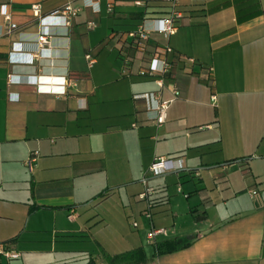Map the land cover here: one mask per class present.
Segmentation results:
<instances>
[{"label": "crops", "instance_id": "crops-1", "mask_svg": "<svg viewBox=\"0 0 264 264\" xmlns=\"http://www.w3.org/2000/svg\"><path fill=\"white\" fill-rule=\"evenodd\" d=\"M67 5L79 8L69 25L59 14ZM153 5L169 12L161 0H0V246L19 255L0 254V264H27L28 252L47 254L49 264H109L137 249L145 257L139 264H264V192L255 178L235 181L231 173L245 177L253 175L251 165L264 167V0H179L175 32L167 38L151 32L140 52L128 34L141 24L152 31L151 19L169 16L147 18L146 6ZM151 58H165L170 72L140 76ZM158 91L162 101L172 100L160 126L132 98ZM31 152L38 158L28 172ZM155 158L170 160L168 170L148 173ZM206 177L216 190H246L248 203L233 213L225 204V214L209 217ZM143 178L157 203L150 224L155 214L177 217L179 210L196 226L190 234L164 228L167 236L150 242L152 248L172 239L191 241L188 248L154 256L134 240L112 256L96 241L94 254L58 247L90 242L91 228L106 222L89 208L115 193L136 196L130 213L141 217ZM168 179L186 195L178 208L170 205ZM39 211L53 212L52 228L30 225ZM59 212L71 218L61 214L57 222ZM36 232L46 236L30 234ZM27 242L36 246L28 249Z\"/></svg>", "mask_w": 264, "mask_h": 264}, {"label": "rangeland", "instance_id": "rangeland-1", "mask_svg": "<svg viewBox=\"0 0 264 264\" xmlns=\"http://www.w3.org/2000/svg\"><path fill=\"white\" fill-rule=\"evenodd\" d=\"M101 113H102L101 111L95 112L92 114L93 115L92 117L96 118ZM93 123L97 124V121H94ZM27 160L28 158L26 159V161ZM135 163H136V158L135 157L131 158V165L133 169ZM251 167H252L253 175H247L245 177H242L239 171L233 173L234 170L231 169V173L234 174V180L235 181L240 180L241 182H243L244 180L253 181V179L255 178L257 185L259 186V189L262 192H264V167L259 166L256 163L254 165H251ZM26 170L28 171L27 168ZM203 182L205 184L208 194L212 197L213 200V205L209 207L206 211L209 217L225 214V209H226L225 204L228 207V213H233L236 209L247 204L249 201L248 196L245 194L246 190H241L236 195H234L232 194L233 193L232 191H228L224 189L222 186H219L221 188H219V190H216L214 187L215 183L212 180V178L206 177ZM167 183H168L167 194L170 196V205L172 206V208L174 207L178 208L179 200H182L183 202L185 200L184 198L186 195L184 194L186 188H184V185H182L183 188L182 186H180V188L183 189V193H184L183 194L184 196L181 197L182 196L181 194L176 193V188H178L179 186H177L175 182L172 181V179H168ZM133 185L132 186L129 185L127 187L125 186L123 188H131V187L133 188L134 187ZM146 186L148 185L146 184ZM144 189L145 187L143 185L142 192H144ZM135 198L136 196L128 197L127 195H123V194L118 195L115 193L106 201L100 204L98 203L93 204V206L89 208V211H94L104 216L106 224L91 228L92 240H90V242H74L64 245L59 243L58 247L68 246L70 249L86 250L89 253L94 254L96 253V249H97L95 244L96 241L102 246V248L106 252H108L110 255L113 256L126 252V250L130 248V245L134 243L135 240L137 246H142L143 250L145 249L148 251L151 250L152 252L153 248L151 246V243L146 239V233L149 232L151 229H160L163 227V229L165 228L169 230L170 233L169 235H172V233L175 232L184 233V234L188 232L190 234L192 233L193 230L196 229V226H194V221L191 219V217L190 216L187 217L183 215V213L180 212L179 210L177 211L178 212L177 217H172L171 214L169 213H165L161 215L159 214L153 215V225H152L149 222V218L144 215V212L146 210V205H145L144 208L145 210L141 212V217H139V213H137V216L133 218V216L130 213L129 202L130 204L131 203L135 204L134 203ZM139 199L142 200L140 197ZM200 210L201 208H198V211ZM61 214H63L64 220L68 218L66 217L65 212L62 213L59 212V215L57 217V222H58V218L61 217ZM79 215L81 216L83 214H79ZM151 215H152V211L150 212V218ZM85 220L86 218L84 217V221ZM54 221L55 218L52 211L50 212L39 211V212H35L34 215L32 216L30 220V225L35 227H43L45 229H50L52 228ZM133 223L136 224L135 227H133ZM30 234L33 236H46L45 232H41V233L36 232ZM45 244L47 245V243H43V245ZM23 245L28 249H32L34 246H36V244L29 242L24 243ZM62 254L60 253V249H58L55 255L57 258L56 263H62V261H60L61 260L60 257L63 256ZM46 255L47 254L41 256L40 254L33 255L30 252H28L27 256L25 257V260L27 264L38 263V262H42L43 264H49L50 261L52 260L49 259L50 257H47Z\"/></svg>", "mask_w": 264, "mask_h": 264}, {"label": "built area", "instance_id": "built-area-1", "mask_svg": "<svg viewBox=\"0 0 264 264\" xmlns=\"http://www.w3.org/2000/svg\"><path fill=\"white\" fill-rule=\"evenodd\" d=\"M149 1V0H147ZM163 3L168 5L169 8V16L167 18L163 19H151V23L153 24V30L149 31L144 28L143 24L137 26V28L128 34V36L132 39V42H134V46L137 50L140 52L145 50L146 42L148 41L149 34L151 32L158 33L162 35L163 37L167 38L170 35H172L175 30V22L177 19L181 17V13L177 10L178 1L179 0H161ZM143 2L138 1L135 2L136 5H141ZM33 14L35 16H38L39 14V8L38 6L32 7ZM79 12V8H74L69 5L65 6L63 9L60 10L59 14L65 19V25H69V19L76 16ZM5 19H9L8 17H5ZM89 27L92 26L91 23L88 24ZM12 28H14V25H11ZM40 43H45V40L43 37L39 38ZM163 51L165 53L170 52V48L168 46H165L163 48ZM88 63H92V58L90 55L85 56ZM188 61L192 62L191 59H187ZM172 66L165 58L159 59V58H151L147 64V67L139 72L140 76L148 77V78H155L157 76H163L170 72ZM156 84L159 86V88H162V80L157 79ZM66 85H69L68 80L66 81ZM172 95L174 97H178L179 92L177 88H174L172 90ZM133 100H142L145 104V108L148 112H153V122L155 125L160 126L165 122L166 119V111L168 108V105L170 104V101H162L160 97V91L154 92V93H143V94H137L134 95ZM214 100V97H212ZM38 155L36 152L29 153L28 160L24 162V166L28 169L29 172H32V170L36 167ZM171 161L165 158H155L153 163L149 166L147 172L151 174H160L168 170L169 165ZM142 184L144 185L145 189L144 192H142L139 197L146 202V210L144 212V215L150 218V211H151V204L149 203V198L153 196L154 189L152 187L146 186V179H142ZM255 191H250V195H255ZM71 216H68V219H70ZM136 224L133 223V227H135ZM159 236H167V231L163 228L160 229H151L147 233V239L150 242L155 241V239ZM0 254L5 255L7 258L10 259H16L19 257L18 253L15 252H7L0 246Z\"/></svg>", "mask_w": 264, "mask_h": 264}, {"label": "trees", "instance_id": "trees-1", "mask_svg": "<svg viewBox=\"0 0 264 264\" xmlns=\"http://www.w3.org/2000/svg\"><path fill=\"white\" fill-rule=\"evenodd\" d=\"M146 7H147L146 8L147 11H145V15L148 16L147 18H150L152 17V15L159 14V13L163 15L169 14V12L167 11H162V12L154 11L156 8H165L164 6L153 5V6H146ZM138 19L144 20L141 16H138ZM132 44L134 45V42H132ZM148 201L151 204V209L155 207L157 204L155 202V199H152V197H150ZM191 243H192L191 241L181 240V239H172V240H164L161 242H157L153 245V255L160 256V255L174 253V252L188 248L191 245ZM144 261H145V257H144L143 252L140 249H137L132 252H128V253L121 254L119 256H114L110 258L109 264H139V263H144ZM87 264H95V263L92 260H90Z\"/></svg>", "mask_w": 264, "mask_h": 264}]
</instances>
